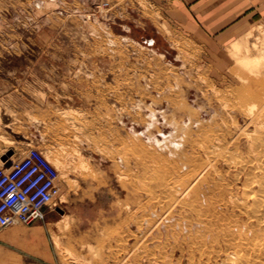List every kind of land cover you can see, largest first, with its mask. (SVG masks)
Returning a JSON list of instances; mask_svg holds the SVG:
<instances>
[{"label": "rangeland", "instance_id": "374dc122", "mask_svg": "<svg viewBox=\"0 0 264 264\" xmlns=\"http://www.w3.org/2000/svg\"><path fill=\"white\" fill-rule=\"evenodd\" d=\"M101 3L0 0V166L32 147L60 177L42 221L0 230L12 263L264 264L240 189L264 178V30L208 53L142 0L121 20ZM155 28L170 47L145 45Z\"/></svg>", "mask_w": 264, "mask_h": 264}, {"label": "crops", "instance_id": "0c3cea01", "mask_svg": "<svg viewBox=\"0 0 264 264\" xmlns=\"http://www.w3.org/2000/svg\"><path fill=\"white\" fill-rule=\"evenodd\" d=\"M84 1L85 4H93L100 0ZM102 1L114 5L107 8V17L123 19L129 0H115L112 3L109 0ZM142 1L156 12L159 25L165 26L171 35L188 39L208 53H223L234 42L240 44L249 32H255L258 25L264 30V0ZM161 37L166 40V36L155 28L150 40L156 45H163L159 43ZM166 43V48L168 45L170 47V42L166 40ZM12 254L10 249L0 243V264H13Z\"/></svg>", "mask_w": 264, "mask_h": 264}, {"label": "built area", "instance_id": "2783aa9c", "mask_svg": "<svg viewBox=\"0 0 264 264\" xmlns=\"http://www.w3.org/2000/svg\"><path fill=\"white\" fill-rule=\"evenodd\" d=\"M107 3L96 4V8ZM154 46L153 40L145 42ZM60 197V177L44 154L28 148L19 161L6 158L0 166V230L30 226L43 220ZM60 201V200H59Z\"/></svg>", "mask_w": 264, "mask_h": 264}, {"label": "bare ground", "instance_id": "6f19581e", "mask_svg": "<svg viewBox=\"0 0 264 264\" xmlns=\"http://www.w3.org/2000/svg\"><path fill=\"white\" fill-rule=\"evenodd\" d=\"M259 26V25H258ZM257 26V29H256V31H259V30H262V28H261V26H259L258 27ZM253 30V29H252ZM264 32V31H263ZM258 33H260V32H258ZM262 33V32H261ZM248 34H253V32H249ZM260 35V34H259ZM256 36V35H255ZM237 41V40H236ZM232 46V50H234V52L235 51H238V52H240L239 51V49L240 48H238V47H240V45L238 46V43H235L234 42V44H231ZM255 46V45H254ZM247 52V51H246ZM161 55V54H160ZM233 55H235V53L233 54ZM236 56V55H235ZM244 58V57H243ZM243 58H241V59H243ZM248 58V57H247ZM240 59V58H239ZM246 59V58H245ZM250 59V58H249ZM258 59H254V60H252V62H258L257 61ZM256 65H258V64H256ZM255 65V66H256ZM245 67V66H244ZM249 67V66H248ZM246 68V67H245ZM251 68H253V66L251 67ZM250 68V69H251ZM179 83V82H178ZM246 93H247V91H246ZM253 93V92H252ZM255 94V93H254ZM263 95V94H262ZM253 96V95H252ZM255 99V98H254ZM164 100V99H163ZM139 103H141V102H139ZM144 105V104H143ZM184 105V104H183ZM137 106H139V105H137ZM152 109V108H151ZM163 111V110H162ZM197 111H199V110H197ZM151 113L152 114H154V111H151ZM250 114V113H249ZM199 115V114H198ZM201 118V117H200ZM149 119H151V118H149ZM253 119V118H252ZM174 120V119H173ZM251 120V119H250ZM151 121V120H150ZM175 121V120H174ZM253 121V120H252ZM191 122V121H190ZM152 124H153V122H151ZM250 123V122H249ZM150 124V123H149ZM151 125V124H150ZM152 126V125H151ZM159 131V130H158ZM171 134V133H170ZM174 135H175V133H174ZM145 136V135H144ZM160 138V137H159ZM174 138H175V136H174ZM147 139H149V141H153L154 142V144L155 143H159V140L158 139H156V138H154V137H151L150 135L148 136V138ZM174 146H176V145H174ZM178 147V146H177ZM53 163L55 164V166L56 167H58V168H64V166H66V165H64L63 164V162L60 160V158H58V157H55L54 158V161H53ZM257 166V165H256ZM240 167V166H239ZM254 170V169H253ZM252 172H254V171H252ZM258 173H259V171H258ZM236 174V173H235ZM260 174V173H259ZM263 176V175H262ZM244 178V177H243ZM264 179V178H263ZM263 179H261L259 176H257L256 174L255 175H253V174H250V173H248V176H247V178L245 179V180H243V182L241 183V187H240V189L241 190H249V187H251L250 186V184H252V185H255L256 186V191H254V192H252V193H250L248 196H249V198H250V200H251V202H252V204H254L255 206H260V207H262L263 205H264V180ZM254 188V187H253ZM251 190V189H250ZM255 190V189H254ZM67 218V217H66ZM62 220V219H61ZM65 222L67 223V221L65 220ZM57 224V223H56ZM60 229V228H59ZM53 237H54V242L56 243V244H59V240H58V238L55 236V235H53ZM30 238V239H29ZM29 238L27 237V239H28V241H30L31 242V244H33V249L34 250H36V251H38L39 249H40V247L42 246V239L40 238V234L38 233V232H32V233H30V235H29ZM26 239V238H25ZM28 244V243H27ZM26 246H28V245H26ZM30 246V245H29ZM46 251V250H45ZM45 253V252H44Z\"/></svg>", "mask_w": 264, "mask_h": 264}, {"label": "water", "instance_id": "95a60500", "mask_svg": "<svg viewBox=\"0 0 264 264\" xmlns=\"http://www.w3.org/2000/svg\"><path fill=\"white\" fill-rule=\"evenodd\" d=\"M5 159H6V158L3 157V158H2V161H4Z\"/></svg>", "mask_w": 264, "mask_h": 264}]
</instances>
